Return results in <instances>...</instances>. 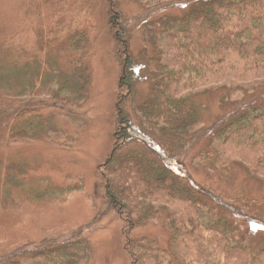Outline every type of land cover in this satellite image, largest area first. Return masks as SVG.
I'll return each instance as SVG.
<instances>
[{
  "label": "rangeland",
  "instance_id": "1",
  "mask_svg": "<svg viewBox=\"0 0 264 264\" xmlns=\"http://www.w3.org/2000/svg\"><path fill=\"white\" fill-rule=\"evenodd\" d=\"M185 1L157 14L154 0H122L132 20L133 52L145 45L144 22L183 14ZM107 9V0H0V264H131L123 222L108 204L100 179L112 149L122 73ZM80 40L86 41L89 76L84 94L75 88L80 64L74 44ZM230 63L238 64L236 56ZM138 77L137 103L150 91ZM65 84L61 102L48 109L51 95ZM193 98L198 124L181 173L230 198H261V180L248 167L257 151H240L225 163L226 154L211 137L246 106L264 100V76L249 77L234 67L199 83ZM150 145L125 150L159 160ZM206 150L209 158L198 162ZM203 205L210 217H225L205 199ZM173 217L179 219L181 210L173 207L130 233L148 239L144 264H179L178 251L168 244L166 221ZM262 223L239 230L252 247L264 245V217Z\"/></svg>",
  "mask_w": 264,
  "mask_h": 264
},
{
  "label": "trees",
  "instance_id": "2",
  "mask_svg": "<svg viewBox=\"0 0 264 264\" xmlns=\"http://www.w3.org/2000/svg\"><path fill=\"white\" fill-rule=\"evenodd\" d=\"M154 1L158 14L178 0ZM107 2L108 26L122 73L112 149L101 165L100 179L108 204L123 222L131 264H144L149 242L143 235L131 237L130 233L173 207L181 210V217L167 219L166 228L179 264H192L194 258L196 264H264V245L252 247L239 232L242 227L244 232L250 230L247 223L263 224L264 100L246 106L211 137L226 154L225 163L235 161L240 151H257L256 162L248 167L261 180V198H230L180 171L198 124L193 91L199 83L213 81L234 67L249 77L264 76V0H186L183 14L161 15L142 24L146 46L136 53L130 45L132 20L122 0ZM74 46L80 64L75 88L84 94L89 85L86 41H76ZM231 55L236 56L237 65L230 63ZM137 76L147 81L150 90L139 103ZM66 86L51 95L48 109L61 102ZM144 142L155 147L159 160L125 150ZM208 153L198 162L208 159ZM204 199L211 208L225 212V217H210L203 209Z\"/></svg>",
  "mask_w": 264,
  "mask_h": 264
}]
</instances>
